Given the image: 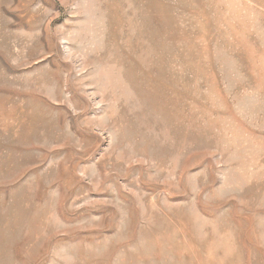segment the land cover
Here are the masks:
<instances>
[{
	"label": "rangeland",
	"instance_id": "1",
	"mask_svg": "<svg viewBox=\"0 0 264 264\" xmlns=\"http://www.w3.org/2000/svg\"><path fill=\"white\" fill-rule=\"evenodd\" d=\"M0 264H264V0H0Z\"/></svg>",
	"mask_w": 264,
	"mask_h": 264
}]
</instances>
